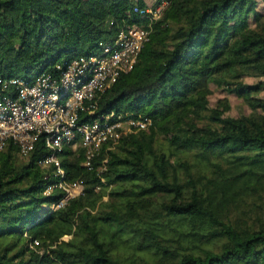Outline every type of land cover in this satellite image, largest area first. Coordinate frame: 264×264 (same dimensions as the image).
Masks as SVG:
<instances>
[{
    "label": "trees",
    "instance_id": "trees-1",
    "mask_svg": "<svg viewBox=\"0 0 264 264\" xmlns=\"http://www.w3.org/2000/svg\"><path fill=\"white\" fill-rule=\"evenodd\" d=\"M264 0H170L100 113L151 120L103 149L60 154L82 196L56 211L39 142L0 150V264H264ZM143 0H0V78L33 80L91 56ZM257 79L258 81H249ZM212 87L242 100L214 108ZM163 139V140H160ZM162 141V142H161ZM106 160L104 168L102 162ZM64 238H67L64 240ZM38 242L36 251L30 243Z\"/></svg>",
    "mask_w": 264,
    "mask_h": 264
},
{
    "label": "built area",
    "instance_id": "built-area-1",
    "mask_svg": "<svg viewBox=\"0 0 264 264\" xmlns=\"http://www.w3.org/2000/svg\"><path fill=\"white\" fill-rule=\"evenodd\" d=\"M169 1L154 0L151 5L134 7L132 14L138 23L124 25L114 40L101 44L94 55L57 64L52 73H42L33 80L0 78V150L13 144L27 156L39 142L43 144L47 155L40 164L53 167L59 178L45 194L55 189L62 193L50 205L51 211L64 208L84 192L82 184L65 180L60 158L65 148L76 151L80 147L83 165L91 169L103 149L113 151L123 139L151 126V120L143 116L100 113L98 101L133 69ZM105 164L106 160L101 167ZM38 245L33 241L30 248L36 251Z\"/></svg>",
    "mask_w": 264,
    "mask_h": 264
},
{
    "label": "rangeland",
    "instance_id": "rangeland-1",
    "mask_svg": "<svg viewBox=\"0 0 264 264\" xmlns=\"http://www.w3.org/2000/svg\"><path fill=\"white\" fill-rule=\"evenodd\" d=\"M148 2L147 0H145ZM152 2H148L147 5H151ZM258 10L264 13V8L262 3L259 1ZM249 81L256 82L257 79H250ZM221 99H227V101L230 104L231 110L228 113L229 116L233 118H237L239 116L248 115L250 113V109L247 107V105L240 99L234 97L233 95H227L224 92L219 91L218 89L212 87V93L209 98V104L211 108H214L217 105L218 100ZM163 140V139H160ZM162 142V141H161ZM67 239V238H65Z\"/></svg>",
    "mask_w": 264,
    "mask_h": 264
},
{
    "label": "crops",
    "instance_id": "crops-1",
    "mask_svg": "<svg viewBox=\"0 0 264 264\" xmlns=\"http://www.w3.org/2000/svg\"><path fill=\"white\" fill-rule=\"evenodd\" d=\"M143 1H144V4H145V5H147L148 2H150V3H151V2H152V3L154 2V0H147L148 2H146L145 0H143Z\"/></svg>",
    "mask_w": 264,
    "mask_h": 264
}]
</instances>
